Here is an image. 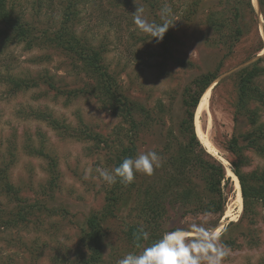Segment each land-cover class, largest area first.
<instances>
[{
	"label": "rangeland",
	"instance_id": "374dc122",
	"mask_svg": "<svg viewBox=\"0 0 264 264\" xmlns=\"http://www.w3.org/2000/svg\"><path fill=\"white\" fill-rule=\"evenodd\" d=\"M8 1L22 21L31 24L36 32L55 33L60 29L64 0ZM201 2L200 11L211 8L214 14L226 19L228 34L230 28L236 31L240 22L234 21L231 12H226L225 0ZM188 3L186 0H82L68 31L81 43L100 50L101 63L116 76L123 94L139 104L135 116L139 115L147 126L137 135L136 132L128 135L137 140L139 153L155 151L161 160V166L151 176L139 173L141 186L130 194L128 205L108 222L105 257L108 264H118L127 253L142 251L125 237L133 223L148 230L158 229L159 236L176 227L203 224L216 231L220 242L227 247L229 254L223 264H264V210L257 206L251 215L243 217L242 197L240 204L232 173L234 162L245 175L264 172V151L244 149L241 164L227 149L234 136L239 138L252 130L248 119L237 113L240 109L235 74L264 58V49L256 53L261 45L264 47V16L253 5L255 12L248 14V28L239 40L231 39L230 43L234 44L231 49L226 37L219 40L209 31L200 11L198 18L184 19ZM137 5L143 7L145 19L154 23H161V10L169 8L170 18L175 21L171 31L176 41L167 45L163 41L157 43L141 32L133 19ZM80 67V61L71 53L52 45L27 49L19 44L0 54V205L8 212L13 211L18 204L16 196L35 205L33 223L7 232L0 230V264H31L36 257L38 264H53L51 260L56 255L75 258L81 250L79 235L86 219L102 210L105 195L112 187L103 182L98 171L113 170L110 145L71 135L87 127L103 139L114 140L127 136L130 130L89 91L95 85L93 76ZM7 69L24 87L14 89ZM216 70L220 77L211 85L208 104L197 116L202 138L197 130L196 111L194 128L200 141L208 142L213 148L202 145L207 154L218 162L219 156L227 162L221 161L227 169L226 177L232 181V189L223 185L226 208L221 216L198 211L203 202L207 205L209 201L205 183L199 176L188 175L189 179L183 180L174 161L183 139L180 130L186 118L185 89L194 94L199 92L194 80ZM51 83L56 90L49 87ZM257 84L264 88V77L258 78ZM248 107L261 108L258 119L264 124V107L259 103H250ZM43 116L48 117L45 120ZM128 142L126 138L123 143H116L128 145ZM200 156L209 160L205 155ZM169 176L174 180L170 187ZM7 185L17 194L8 192ZM196 185L204 195H201L203 201L192 195L193 205L183 206L177 194L184 187ZM151 188L167 192L166 197L158 200L162 202V217L151 216L149 211L140 212L141 200L148 198ZM144 215L148 218H143ZM231 222L234 225L230 226Z\"/></svg>",
	"mask_w": 264,
	"mask_h": 264
},
{
	"label": "trees",
	"instance_id": "16d2710c",
	"mask_svg": "<svg viewBox=\"0 0 264 264\" xmlns=\"http://www.w3.org/2000/svg\"><path fill=\"white\" fill-rule=\"evenodd\" d=\"M81 1L82 0H64L65 4H63V16L60 29L55 33L47 31L38 33L31 24L22 21L23 19L20 15L9 6L8 0H0V54L3 53L4 49L19 44L26 45L27 49H33L35 47H51L52 45L55 48L71 53L78 61H80V68L93 76L95 85L89 87V91L94 94L105 110L110 112L116 118H119L125 126H128L127 128H129L130 131L125 137H120L121 133L119 132L120 134L118 137L120 138H115L113 140V137H109L110 140H108L101 138L102 135L94 134L87 127H84L83 130H77L78 132L73 131L71 136L76 139L81 138L103 143L106 146L110 145V158L114 170L125 158H134L139 154L137 140H135L134 137H130L131 135L128 134L132 132H136V135L137 133L139 134L141 128H144L145 125L147 126V123L145 120L140 119L139 115L138 117L135 116L137 112L136 106H139V104L123 94L116 76L109 73L107 68L101 63L102 54L100 50L93 48L88 43H81L73 34L68 32ZM186 1L189 3L188 11L185 12L184 19L186 21H192L193 19H196V17L198 18V13L200 11L199 8L202 7V2L201 0ZM258 3L262 16H264V0H258ZM224 4L227 7L226 12H231L233 16L235 15L234 21L240 22L237 23L236 31H232L233 28H230L231 31L229 34L226 28L227 21L223 16H220L217 13L214 14L213 10L209 7H206L204 11L200 12L204 14V24L210 29L209 31L215 34L219 40H221L222 37H226V39H228L226 41L228 47L233 49L234 44L230 43L231 39L235 38V40H239L243 37L245 33L244 31L248 28L246 24L248 14H254L255 10L253 0H225ZM228 6L230 7L229 9ZM153 39L155 40V38ZM171 41H176V39L172 34L171 27H169L164 35L163 44H171ZM166 45H163L164 49ZM263 49L264 47L261 45L256 53ZM263 59L264 58L262 57L257 59L255 62L243 67L235 74L239 99L238 109H240L237 113L241 117L245 116L248 119L249 124L252 126V130H250L249 133L243 134L242 137L239 138L234 136L228 144V151L234 154L241 164L244 162L242 154L244 149L250 148L257 153H262L264 151V124L260 123L258 119V112L261 108L255 107V109H251L248 107L250 103H259L260 106L264 107V88L257 84V79L264 77V66H262ZM7 74L8 80L11 81L10 84L13 85L14 89L17 90L24 87L23 82L13 78L8 69ZM219 77L217 70L201 74L194 80L195 85L199 87V92L194 94L190 90L185 89V105L187 107L186 118L181 124L180 130L183 139L180 141L179 153L174 157V161L177 165L178 173L183 180H185V178L189 179L190 175L192 178L193 176H199L205 183V191L206 195H208L209 201L207 205H205V202L200 205L202 209L196 206L198 211L221 216L225 213L226 208V196L223 185L229 186L232 189V181L230 178L226 177L227 169L224 164L221 161L222 164L217 160H214V158L207 154L205 150L206 148L204 149L202 146L203 144L197 136V132H195L194 128L195 111L198 108L200 100ZM49 87L52 90L57 89L52 83L49 84ZM144 111L150 112L148 110ZM46 117L48 116H43L45 120L47 119ZM63 129L66 130L67 128L63 127ZM121 138L124 140L121 141ZM126 138H128L129 141L127 143L128 145L120 144L123 143ZM117 141H120L118 145L116 143ZM198 148L200 151H198ZM41 152L42 156L45 155L43 151ZM200 153L207 156L209 160L206 161L205 159H202ZM232 173L234 176L236 175L240 184L243 217L252 213L257 206H261L264 210V172H254L245 175L242 173L238 163L234 162ZM168 179V187L174 185L172 177L169 176ZM138 180L139 173H136L134 181L131 184L125 186L124 184L117 182L112 185L111 189H109L105 195V204L102 210L92 213L86 219L79 235V246L81 247V250L77 251L76 257L72 259L56 255L52 258V263L108 264L105 259L107 250L106 242L109 239L107 224L109 221L114 220L117 217L122 208L128 205L127 203L130 202L128 201V198H131L130 194L141 186ZM190 183L193 184V182ZM198 187V185L184 187L183 192L177 194V197L183 206L193 205L194 201L192 195H197L199 202L203 201L202 196L204 197V195L198 191ZM7 188L8 192H15L13 191L12 186L7 185ZM195 189L197 194L194 192ZM150 191L147 196L148 198L144 197V200H141L140 212L148 213L149 211L152 214L151 216L162 217L163 214L160 211L162 202H158V200H162L166 197L167 192L164 190L153 191L152 188ZM232 191L233 190H231V192ZM16 194L17 193L15 192V195ZM15 201H18V204L11 212L2 209V206L0 205V230L3 229V231L7 232L10 229L19 228L21 225L25 226L29 223H33L32 218L35 214V205L27 204L26 201L19 196H16ZM143 218L147 219L148 217L147 215H144ZM232 225L234 224H230V226ZM141 227L143 226H140L138 223H133L132 225H129L128 231L125 234L127 242L138 249H143V247L150 245L161 236H159L158 229L149 228L148 230L143 227V229L149 233V240L144 241L138 239L139 229ZM31 264H38V258L36 257L35 262Z\"/></svg>",
	"mask_w": 264,
	"mask_h": 264
},
{
	"label": "clouds",
	"instance_id": "9594fccd",
	"mask_svg": "<svg viewBox=\"0 0 264 264\" xmlns=\"http://www.w3.org/2000/svg\"><path fill=\"white\" fill-rule=\"evenodd\" d=\"M143 7L137 5L133 13L137 28L148 34L157 43L163 41L165 33L174 22L170 18V9L161 10V23L145 19ZM161 160L155 151L137 154L134 158H125L114 170H98L99 176L108 185L117 182L125 186L134 181L135 174L151 176ZM138 239L149 240V233L141 227ZM227 247L220 242L219 234L203 224H192L189 227H176L164 232L140 252L124 255L118 264H223L228 256Z\"/></svg>",
	"mask_w": 264,
	"mask_h": 264
},
{
	"label": "bare ground",
	"instance_id": "6f19581e",
	"mask_svg": "<svg viewBox=\"0 0 264 264\" xmlns=\"http://www.w3.org/2000/svg\"><path fill=\"white\" fill-rule=\"evenodd\" d=\"M257 1H258V0H253V4H254V6L256 7V11H257L258 14L260 15V11H259V7H258V3H257ZM214 84H216V83H214ZM212 86H213V85H212ZM210 90H211V88H209V89L205 92V94H204L203 97L201 98L200 103H199V105H198V108H197V110H196V125H197V130H199V136H200V137L202 136V134H201V132H200V125H199V123H198L197 116L201 115V113H202V111H203V108H205V107L207 106V104H208V99H209V97H210ZM201 138H202V137H201ZM201 142H203L202 144H203L206 148H208V149H213V148L211 147V145H210L208 142H206V141H202V140H201ZM218 158H219L222 162H224V163L226 162V160L223 159V157L219 156ZM226 163H227V162H226ZM224 165H225V164H224ZM230 177H231V176H230ZM234 181H235V187H236V192H237L238 200H239V202H240V204H241L242 193H241L240 184H239V181H238L236 175H235V179H234ZM239 211H240V205H239ZM219 230H222V226H221V228H220ZM219 232H221V231H219Z\"/></svg>",
	"mask_w": 264,
	"mask_h": 264
},
{
	"label": "water",
	"instance_id": "95a60500",
	"mask_svg": "<svg viewBox=\"0 0 264 264\" xmlns=\"http://www.w3.org/2000/svg\"><path fill=\"white\" fill-rule=\"evenodd\" d=\"M257 3H258V1H257ZM254 5V4H253ZM258 7H259V11H260V6H259V3H258ZM261 15H262V13H260ZM197 110V109H196Z\"/></svg>",
	"mask_w": 264,
	"mask_h": 264
}]
</instances>
